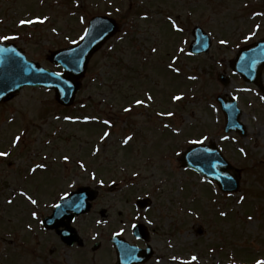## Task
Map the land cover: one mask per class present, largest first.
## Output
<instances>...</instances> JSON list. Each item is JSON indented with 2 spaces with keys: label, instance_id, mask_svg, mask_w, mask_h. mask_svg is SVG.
<instances>
[{
  "label": "rangeland",
  "instance_id": "obj_1",
  "mask_svg": "<svg viewBox=\"0 0 264 264\" xmlns=\"http://www.w3.org/2000/svg\"><path fill=\"white\" fill-rule=\"evenodd\" d=\"M96 16L114 18L120 31L92 60L73 108L63 111L53 92L35 89L1 108L0 150L13 152L0 158V264H115L110 238L120 234L137 244V223L152 231L155 257L147 264L264 260V92L237 76L227 86L219 81L232 74L229 64L242 45L264 38L263 0H0V42L20 34L16 42L28 58L55 70L50 53L80 41ZM196 26L213 42L197 58L189 53ZM120 58L128 67L135 62L128 76L115 71ZM231 94L248 135L238 137L236 153L233 141L228 150L242 180L241 192L227 196L185 170L180 154L205 134L204 142L220 144L224 130L216 98ZM137 97L144 106L135 103ZM88 114L100 123L91 124L90 117L80 123ZM107 118L113 128L103 125ZM127 134L132 140L124 147ZM16 136L21 140L13 146ZM37 164L46 172L33 173ZM86 186L100 196L74 224L82 243L68 248L40 222L63 194ZM140 199H150L152 207L139 210ZM96 243L101 247L93 252Z\"/></svg>",
  "mask_w": 264,
  "mask_h": 264
},
{
  "label": "water",
  "instance_id": "obj_2",
  "mask_svg": "<svg viewBox=\"0 0 264 264\" xmlns=\"http://www.w3.org/2000/svg\"><path fill=\"white\" fill-rule=\"evenodd\" d=\"M117 31L118 27L113 20L107 18L92 20L80 45L52 54L51 62L64 68L65 74L63 75L37 67L29 63L23 54H18L8 46H0V100L11 99L25 86L46 87L56 90L60 104L70 106L79 90L77 81L84 76L90 59ZM194 37L196 40L191 46L192 53L199 55L208 52L210 40L202 30L197 28L194 31ZM236 64H239L238 70L245 79L256 84L260 83L261 72L264 68V40L242 52ZM218 101L227 114L228 125L232 126L231 129H241L238 123L240 112L237 110L236 103L226 105L220 98ZM205 149L208 151H204ZM182 162L185 167L197 171L210 180H215L224 191L239 189L238 181H233L232 177L227 175L229 166L213 148L197 145L183 155ZM95 198L94 192L83 189L64 199L55 209L53 216L45 221V227L54 230L65 225L68 231L63 233V241L73 246L78 242V236L74 230L69 228V222H65L66 219L69 221L73 219V215L67 212L71 211L77 216L85 214L90 210L89 202ZM145 233L146 229L142 226H138L135 230L137 237H143ZM112 242L117 250L118 264L144 263L152 256L150 248L145 251L139 250L119 237L112 239Z\"/></svg>",
  "mask_w": 264,
  "mask_h": 264
},
{
  "label": "snow or ice",
  "instance_id": "obj_3",
  "mask_svg": "<svg viewBox=\"0 0 264 264\" xmlns=\"http://www.w3.org/2000/svg\"><path fill=\"white\" fill-rule=\"evenodd\" d=\"M46 19H47V18H44V19H38L37 21H33V20H21L20 23H21V24L44 23ZM169 19H171V17H169ZM172 27H174V28L176 29V31H178V32H179V31H182V29H181V28H180L175 22H173ZM53 31H55V29H53ZM82 38H83V37H82ZM2 39L7 40V39H9V37L5 36V37H2ZM220 43H221V44H224V43H226V41L221 40ZM152 51L155 52V51H156V48H153ZM181 51H183V49H181ZM176 71L178 72L179 69H176ZM147 99H148V100H151V99H152V96H150V95L147 96ZM172 99L179 101V100L182 99V97H181V96H173ZM135 103H136L138 106H144V105H145V101H144V100H141V99H137V100L135 101ZM124 111H125V112H131L132 109H131V108H125ZM160 115H164V113H160ZM167 115L171 116V115H173V113H170V112H169V113H167ZM66 119H70V118H69V117H66ZM104 124H105V125H108V124H109V121L105 120V121H104ZM164 127L167 128L168 125L165 124ZM109 135H110V133L105 132V133L103 134V137H104V138H107ZM20 140H21V137H20V136H16L15 139H14V141H13V146H15L16 144H18V143L20 142ZM131 140H132V137H131V136H128V137L124 140V143L127 144V143H128L129 141H131ZM204 140H207V137H204L203 140H194V141H192L191 143H193V144H202V143L204 142ZM98 151H99V149H97V152H98ZM204 151H208V149H205ZM241 151H243V149H241ZM8 155H9L8 152H6V151H0V157H7ZM68 159H69L68 156H65V157H64V160H65V161H67ZM213 166H214V165H213ZM44 167H45L44 164H37L36 167H34V168L31 169V171H32L33 173H35L38 169H40V168H44ZM81 167H83V164H81ZM22 195H23V193H22ZM230 195H231V193H230ZM27 199L31 202V204H33V205L37 204V200L33 199L31 196H28ZM244 199H245V197H243V196L240 197V200H241V201H243ZM9 203H12V201H9ZM33 215H35V213H33ZM220 215H221V216H226L227 213H225V212H221ZM248 219H249V220H252L253 217L249 216ZM173 259H175V257H173ZM195 260H197V257H196V256H193V257H192V261H195ZM256 264H264V260H257V261H256Z\"/></svg>",
  "mask_w": 264,
  "mask_h": 264
},
{
  "label": "flooded vegetation",
  "instance_id": "obj_4",
  "mask_svg": "<svg viewBox=\"0 0 264 264\" xmlns=\"http://www.w3.org/2000/svg\"><path fill=\"white\" fill-rule=\"evenodd\" d=\"M263 91H264V90H263ZM227 143H229V141H226V140L222 141V143H221L222 147L224 148V147L226 146Z\"/></svg>",
  "mask_w": 264,
  "mask_h": 264
}]
</instances>
